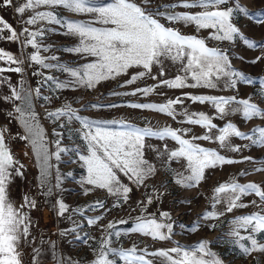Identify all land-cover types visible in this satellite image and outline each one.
<instances>
[{"label":"rangeland","instance_id":"374dc122","mask_svg":"<svg viewBox=\"0 0 264 264\" xmlns=\"http://www.w3.org/2000/svg\"><path fill=\"white\" fill-rule=\"evenodd\" d=\"M24 0H13L12 6H3L0 0V18L7 22L18 34L24 27L30 31L44 29V35L37 37L40 46V55L46 63L62 65L69 68H78L95 58L86 54L69 52L66 49L78 46L79 39L73 35H65V28L47 21L38 22L37 25H27L24 21L32 15L27 11L23 17L15 13V7ZM96 5L111 3L112 0H93ZM135 3L145 7L149 11H169L175 13H197L200 8H164L165 5L180 3V0H135ZM238 3L246 12L238 10L232 17V23L239 29V34L244 38L252 40L257 44H264V24L258 23V19H264V0H229V6ZM39 10H52L58 18L72 21H89L92 14L73 13L63 6L54 8L41 7ZM161 23L173 27L182 34L196 35L203 38L208 47L220 48L226 52L231 67L245 74L252 79V84H247L237 79V87H225L224 79L217 81L215 89L204 87H185L172 89L167 86H159L148 96L137 94L136 96H115L112 92H130L136 88L153 86L159 84L160 80L174 78L179 73L180 64L170 60L164 61L165 75L159 76L160 65H154L152 76L136 81L128 87H120L124 81L132 75L143 71L142 68L133 67L127 70L116 79H109L97 84L94 88H86L72 83L74 78L61 67L43 68L41 65L28 60V56L35 49L25 46L23 36L18 40L8 39V30L0 31V51L11 53L15 58L23 60L24 63L10 64L6 60L0 61V68L9 69L22 67V73L14 71L0 72V127L5 131L6 143L19 165L21 175L15 171L10 176L8 195L12 203L19 207L24 204V198L28 197L35 201V207H26L24 211L30 219L29 235L21 238L18 251L22 264H91L95 259L93 247L97 240L106 236V226L109 222L115 225L114 231H120L121 236L117 239L111 237L112 246L129 249L135 245L140 249H147L149 253L160 249H171L180 246L184 249H193L200 242H207L206 248L216 257L222 260L223 264H264V252L253 251L251 254H242L240 248L233 243V237L229 235L233 225L231 221L239 216L249 215L259 211L251 205V201L260 203L259 197L255 194L242 195L237 203L248 205L247 207L234 208L232 212L226 211V202L216 203L214 189L220 183H231L233 181L242 185L255 182L264 189V171L255 169L264 167V146L253 145L249 140L239 137H230L232 145L239 146L240 151L233 152L226 148H220L218 141L195 140L194 142L209 149L218 151L226 158L241 161L231 164L219 165L215 168L205 170L204 178L192 187H184L176 180L177 173L188 175L186 160L184 158L168 159V152L177 150L179 145L171 138L161 140L159 138H145L144 158L156 169L154 175L149 177L144 185L132 184L123 174H119L122 183L131 187L128 193L129 199L124 202L123 196L113 195L106 189H99L88 185L86 181L87 168L79 160L80 154H86V142L77 129L81 128L78 121H67V117L59 120L49 118L47 113L63 108L65 104L77 110L78 114L97 121H123L139 127H151L154 130L164 127L173 129H185L187 134L183 138L191 139L192 136L219 134V128L227 123L234 124L239 131L250 134L253 129L264 127V117L245 119L241 112H229L228 115L220 118L217 110L210 103L192 102L184 97V93L192 95H209L236 97L237 99H249L259 108L264 109V86H261V79H264V59L253 64L251 61L258 56L264 55V48L255 49L248 47L243 40L234 36L233 41H217L211 38V29L196 31L194 24L185 25L183 22H169L159 17ZM103 27V25H94ZM3 26L0 25V29ZM47 47L48 51H44ZM57 57L53 60L50 57ZM243 58V59H241ZM47 77H52L51 80ZM57 82L69 84V87L59 89ZM188 83H192L191 80ZM13 89H31L30 97L32 110L36 114L37 122L44 130V136L49 152L56 151L55 141L60 139L61 146L70 149L62 153L59 161L54 156L50 157L47 182L41 186V169L35 153L29 141L21 139L25 135V129L19 114L16 113L17 106L23 107L21 101L5 100L11 95ZM39 89V95L35 90ZM47 98V99H46ZM181 98L183 103L173 105L176 116L173 119L167 114H161L154 110H140L126 107L128 103H166L168 99ZM91 104L120 105L118 107H104L99 110L85 107ZM232 108L237 105L233 104ZM187 109L188 113H204L208 115L212 123L217 125L216 129H209L188 124L187 117L183 114ZM65 125L60 127V125ZM112 127H118L113 125ZM58 132V137L54 134ZM165 145L167 147L165 148ZM245 157L252 158L244 160ZM71 161V162H70ZM71 172V175L68 173ZM59 176V184L57 177ZM49 189L51 192L49 193ZM86 189H91L85 194ZM151 196L153 202L147 204V197ZM57 201H63L68 206V211L63 215L58 214ZM97 201H103L105 208H90ZM119 207H113L114 205ZM80 209V211H77ZM146 209V210H145ZM213 211L218 215L213 218H203L206 212ZM161 212L169 213L168 217H162ZM142 216L144 219L155 218L161 223L173 225L170 239H152L139 233H132L131 228L135 226L136 218ZM101 217L96 225H88L89 218ZM127 221L126 224L119 223ZM199 225L198 229H194ZM79 226V227H78ZM75 229V231H73ZM242 235L247 233L241 230ZM81 237V239H77ZM92 237V239H89ZM255 238L259 244H264V232L256 233ZM87 240V243L84 241ZM115 264H124L119 257L110 256ZM146 259L153 260V264H162L161 258L146 256ZM209 259V257H205Z\"/></svg>","mask_w":264,"mask_h":264},{"label":"snow or ice","instance_id":"6c2138e0","mask_svg":"<svg viewBox=\"0 0 264 264\" xmlns=\"http://www.w3.org/2000/svg\"><path fill=\"white\" fill-rule=\"evenodd\" d=\"M3 6H12L13 0H2ZM147 4L148 0H144ZM63 6L65 9L77 14H92L89 21H72L58 18L52 10H39L41 7L54 8ZM164 8H200L197 13H175L169 11H149L145 7L135 3V0H112L111 3L96 5L93 0H24L23 3L15 7V13L23 17L27 11L30 15L24 23L27 25H37L38 22L47 21L60 25L66 29L65 35L78 37L79 44L74 48L66 49L69 52L77 54H86L95 58L91 62L85 63L78 68H69L62 65H53L45 62L41 57L40 46L37 37L44 35V29L30 31L24 27L21 33H17L11 28L6 21L0 18V25L3 26L0 31L8 30L10 35L8 39L18 40L20 36L24 37L22 43L25 46H31L35 51L28 56V60L41 65L43 68L61 67L63 71L68 72L74 78V84L86 88H94L102 81L116 79L127 70L136 67L142 68L143 71L131 76L124 81L120 87H128L135 84L136 81L150 76L156 80L157 76H152L154 65H160L159 76L165 75L164 61L170 60L173 63L180 64L179 73L174 78L163 79L159 84L136 88L130 92H112L115 96H136L138 93L148 96L156 87L167 86L172 89L185 87L197 88L204 87L215 89L217 81L224 79L225 87L235 89L237 79L247 84H252V79L245 74L234 70L231 67L229 57L226 52L220 48L208 47L203 38L196 35H185L173 27H168L161 23L159 17H163L169 22H183L185 25L194 24L196 31L201 29H211V38L217 41H233L234 36L239 37L250 48L261 47L264 44L244 38L239 34V29L232 23V17L238 10L241 13L247 9L238 3L229 6V0H180L178 4L165 5ZM258 23L264 24V19H258ZM103 25V27L94 26ZM44 51H48L45 47ZM57 59V57H50ZM243 59V58H241ZM264 59V55L258 56L251 61L255 64ZM6 60L10 64L24 63L23 60L15 58L11 53L0 51V61ZM14 71L22 73V67L9 69L0 68V72ZM51 80L52 77H47ZM191 80L192 83H188ZM264 86V79L260 81ZM57 88L64 89L69 84L63 82L56 83ZM31 89H22L17 91L13 89L10 96L5 100L21 101L23 107L17 106L16 113L25 129V135L21 139L29 141L31 148L35 153L41 169L40 182L43 186L47 182L49 169L52 167L49 160L54 156L57 161L60 160L61 154L70 151L62 147L60 139L54 143L55 152H49L48 145L44 136V130L37 122L36 114L32 110ZM39 95V89L35 90ZM184 97L192 102L210 103L216 110L220 118L228 115L229 112H241L245 119L254 117H264V109L259 108L249 99H237L236 97L209 96V95H192L184 93ZM47 99V98H46ZM183 100L168 99L166 103H128L126 107L140 110H154L161 114H167L173 119L176 116L173 105L181 104ZM236 104V108L231 106ZM120 105H101L91 104L85 107L101 109L104 107H118ZM188 124L199 125L211 131L216 129L217 125L212 123L211 118L204 113H188L187 109L183 113ZM49 118L59 120L61 117H67V121H78L81 125L77 129L81 133L82 139L86 142V154H80L79 160L83 162L82 166L87 168L86 183L99 189H106L108 193L123 196L124 202L129 199L128 193L132 191L131 187L122 183L119 174H123L132 184L144 185L146 180L154 175L156 169L144 158L145 138H171L179 148L168 152V159L184 158L186 160V169L188 175L177 173L179 179L176 183L184 187H192L204 178L205 170L215 168L219 165L231 164L241 161H235L220 155L218 151L202 147L195 143V140L218 141L220 148H226L229 151H240L239 146L232 145L229 142L230 137H239L249 140L253 145L264 146V127L256 128L250 134L239 131L232 123H227L224 127L219 128V134L192 136L191 139L183 138L187 134L185 129H173L164 127L154 130L151 127H139L123 121L107 120L97 121L90 120L78 114L77 110L70 105L65 104L63 108L47 113ZM118 125V127H112ZM65 125L61 124L60 127ZM5 131L0 130V264H22L20 253L18 251L21 238H27L29 235L30 219L26 207H35V201L28 197L24 198V204L19 207L15 206L9 198L8 187L10 176L15 171L16 175H21L19 162L15 160L5 139ZM58 137L61 135L54 132ZM167 145H165V148ZM245 157L244 160H251ZM71 162V161H70ZM19 165V168H16ZM255 171H264V167L255 169ZM71 175V172L68 173ZM59 184V176L57 177ZM91 189H86L85 194ZM51 189H49V193ZM215 201L220 203L226 202V211L232 212L237 207H247L243 203H237L241 200L242 195L255 194L259 197L260 203L251 201V205L256 206L259 211L249 215L234 218L233 225L229 235L233 237V243L236 244L242 254L248 255L253 251L264 252V244H259L255 238L256 233L264 232V189L255 182L240 184L238 182L220 183L214 189ZM153 198L147 197L146 203L151 204ZM58 214L63 215L68 211V206L63 201H57ZM90 208H105L103 201H97ZM113 207H119L114 205ZM146 210V209H145ZM80 211V209H77ZM162 217H168L169 213L161 212ZM218 214L213 211L206 212L203 218H213ZM101 217L89 218L88 225H96ZM126 224L127 221H120ZM79 227V226H78ZM173 225L158 222L157 219H144L142 216L136 218L135 226L131 228L132 233H139L144 236H150L152 239L166 240L170 239ZM195 225L194 229H198ZM115 225L109 222L106 226L107 235L98 239L93 247L95 259L91 264H115L114 259L110 256L119 257L124 264H153V260L146 259V256L161 258L162 264H223L222 260L211 253L206 248L207 242H200L193 249H184L180 246L171 249H160L149 253L147 249L137 248L135 245L129 249L112 246L111 237L120 238L121 232L114 231ZM241 230L247 233L242 235ZM75 231V229H73ZM81 239V237H77ZM92 239V237H89ZM87 243V240L84 241ZM209 257V259H205Z\"/></svg>","mask_w":264,"mask_h":264},{"label":"trees","instance_id":"16d2710c","mask_svg":"<svg viewBox=\"0 0 264 264\" xmlns=\"http://www.w3.org/2000/svg\"><path fill=\"white\" fill-rule=\"evenodd\" d=\"M0 130H1V127H0Z\"/></svg>","mask_w":264,"mask_h":264}]
</instances>
